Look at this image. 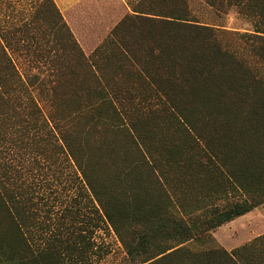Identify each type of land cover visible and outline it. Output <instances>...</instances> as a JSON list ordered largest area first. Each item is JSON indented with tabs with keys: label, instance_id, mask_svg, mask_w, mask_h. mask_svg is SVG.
<instances>
[{
	"label": "trees",
	"instance_id": "trees-1",
	"mask_svg": "<svg viewBox=\"0 0 264 264\" xmlns=\"http://www.w3.org/2000/svg\"><path fill=\"white\" fill-rule=\"evenodd\" d=\"M128 1L131 12L91 56L77 42L54 0L18 17L6 14L2 19L0 15V124L13 123L24 139L20 146H28L25 139L29 137L33 146L43 141L45 166L54 176L62 172L64 161L72 160L104 217L135 259L141 249L133 244L135 238H125L124 214L106 198L112 181L108 167L126 171L129 162L123 152L114 153L105 134L124 115L147 117L172 107L169 112L189 146L180 164L191 158L212 182H221L228 195L248 189V200L206 215L209 230L264 203V198L252 196L253 186L264 182V0H204L217 14L236 8L255 19L253 33L238 36L236 43L226 40L221 29L200 21L189 0ZM112 62L117 74L105 68ZM191 101L208 105L203 116L211 133L199 132L177 107ZM238 121L242 135L234 124ZM96 134L103 137L99 141L103 151L97 159L89 152L90 139ZM235 149L242 152L240 160L234 158ZM138 162H145L141 154ZM93 168L95 178L90 175ZM188 220L194 219L189 215ZM188 220H171L180 245L207 233L193 229ZM167 228L166 223L152 225L147 237L157 238ZM256 240H264V236ZM251 246L232 253L217 249L205 255L222 257L224 264H247L241 254ZM172 249L160 250L144 263L159 264L180 251L168 253ZM24 253L27 261L37 258L28 248Z\"/></svg>",
	"mask_w": 264,
	"mask_h": 264
},
{
	"label": "rangeland",
	"instance_id": "rangeland-1",
	"mask_svg": "<svg viewBox=\"0 0 264 264\" xmlns=\"http://www.w3.org/2000/svg\"><path fill=\"white\" fill-rule=\"evenodd\" d=\"M46 1L0 0L1 18H5L6 14L18 17L34 12ZM125 1L130 8L128 12H131L129 1ZM189 2L200 21L221 29L226 35L225 39L232 43L238 41V36L255 30V19L239 13L236 8H231L225 14H217L204 0ZM125 14V11L122 12L119 18ZM92 16L95 17L94 13ZM108 27H105V31L100 29L102 33L105 32L104 40L115 26ZM103 42L92 53L85 54L91 56ZM79 45L83 49L82 44ZM105 68L117 74L113 62ZM177 107L183 110L199 132H208L203 116L208 105L191 101L177 104ZM169 111H172V107L147 117L124 115L122 122H112L116 127L114 130L105 133L114 153L123 152L129 160L126 171L122 168L112 171L108 167L112 181L108 183L106 198L110 197L118 211L124 214L125 238H135L133 244L141 249V255L135 259L129 256L118 234L104 217L98 201L72 160L64 161L61 164L62 172L54 176L52 169L45 166L44 142L38 140L39 143L35 142L33 146L29 137L25 139L29 145L20 146L19 141L24 139L16 133L13 123H1L0 168L5 166L9 169H0V264H149L144 260L170 248L173 249L168 253L180 251L159 264H224L222 257L220 259L213 253H205L217 249L232 253L250 244V248L245 252L243 250L241 259L247 264H264V240L258 241L256 238L229 251L219 241L221 226L209 230L205 224L206 215L211 211L248 200V189L228 195L222 183L212 182L191 158L187 163L180 164L179 160L184 157V152L189 151V146L180 132L178 121ZM237 123L239 121L234 122L242 135ZM96 135L90 139L93 154L89 152L97 159L103 151L99 143L103 137ZM233 151L234 158L240 160L242 152L237 149ZM109 153H112L111 150ZM139 154L145 159L142 164L138 162ZM229 164H232L230 160ZM90 175L95 178L94 168ZM120 176L121 181L118 179ZM252 196L257 200L264 198V182L253 186ZM189 215L193 222H189ZM181 217L188 220L193 229L207 233L180 245L181 239L173 230L171 220ZM160 223L168 225L165 234L157 238L147 237L150 234L148 229ZM231 229L232 236H241L239 228L233 225ZM133 233H137L136 237L131 236ZM220 239L227 246L234 243L231 238L220 236ZM27 248L35 254L36 259L27 261L23 258Z\"/></svg>",
	"mask_w": 264,
	"mask_h": 264
},
{
	"label": "crops",
	"instance_id": "crops-1",
	"mask_svg": "<svg viewBox=\"0 0 264 264\" xmlns=\"http://www.w3.org/2000/svg\"><path fill=\"white\" fill-rule=\"evenodd\" d=\"M54 2L74 36L82 44L84 52L89 54L104 41L105 32L102 33V31H105L108 26H116L130 10L125 0H54ZM124 11L126 14L119 18V14ZM92 27H94L93 30ZM233 225L240 229V237L232 236L231 226ZM220 230L219 241L229 251L264 236V205L258 206L227 225L221 226ZM220 236L231 238L234 243L227 246L222 242Z\"/></svg>",
	"mask_w": 264,
	"mask_h": 264
}]
</instances>
